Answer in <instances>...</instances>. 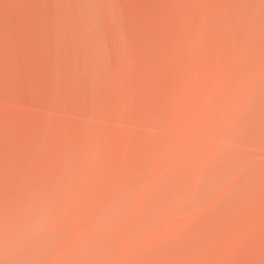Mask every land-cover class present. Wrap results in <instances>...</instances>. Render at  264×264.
I'll list each match as a JSON object with an SVG mask.
<instances>
[{
  "label": "rangeland",
  "instance_id": "374dc122",
  "mask_svg": "<svg viewBox=\"0 0 264 264\" xmlns=\"http://www.w3.org/2000/svg\"><path fill=\"white\" fill-rule=\"evenodd\" d=\"M0 264H264V0H0Z\"/></svg>",
  "mask_w": 264,
  "mask_h": 264
}]
</instances>
